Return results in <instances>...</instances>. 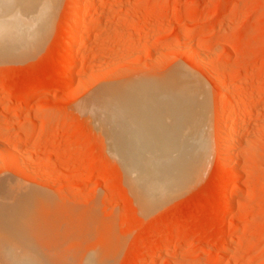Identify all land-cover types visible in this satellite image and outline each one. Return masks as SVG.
<instances>
[{
  "label": "rangeland",
  "instance_id": "obj_1",
  "mask_svg": "<svg viewBox=\"0 0 264 264\" xmlns=\"http://www.w3.org/2000/svg\"><path fill=\"white\" fill-rule=\"evenodd\" d=\"M158 1L113 0L112 11L104 16L99 7L87 12L78 39V66L71 73L70 59L58 63L68 47L74 3L45 1L51 8L45 38L20 58L0 59V112L6 109L1 104L9 98V88L17 92L6 118L0 119V129H5L0 131V182L13 184L8 189L0 183L8 189L6 195L0 193L6 198L0 204L7 203L9 212L26 206L31 213L41 209L45 220L52 216L56 234L50 233L52 228L46 233L56 239H44L47 249L70 262L216 264L214 259L225 251L218 264H264V0H168L161 11L151 12ZM180 47L196 48L211 70L205 74ZM175 64L196 73L208 89L209 155L197 179L144 212L123 169L129 157L124 156L123 135L117 156L107 141L109 133L84 112L83 104L102 85L118 91ZM220 69L227 70L224 92L246 87V96L237 99L251 104L254 112L233 149L240 172L227 183L234 159L230 167L219 166L224 161L219 133L225 134L230 122H216L225 109L219 104L224 92L219 95L209 77ZM29 87L39 90L26 95ZM20 104L26 106L18 110ZM36 111L41 115L35 116ZM41 121L45 126L38 133ZM26 122L34 128L27 140L18 128ZM3 151L16 155L26 172L4 163ZM61 170L68 173L58 178ZM239 186L232 206L222 207L218 199ZM229 219L236 224L226 233L222 227ZM12 240L19 252V240ZM9 257L0 248V264H17Z\"/></svg>",
  "mask_w": 264,
  "mask_h": 264
},
{
  "label": "bare ground",
  "instance_id": "obj_2",
  "mask_svg": "<svg viewBox=\"0 0 264 264\" xmlns=\"http://www.w3.org/2000/svg\"><path fill=\"white\" fill-rule=\"evenodd\" d=\"M45 1H48L47 3L52 2V0H0V59L6 57L20 58L19 56L29 53L30 50L37 46L38 42L45 38L51 9ZM112 1L113 0H72L75 6L73 5L72 20L69 27L68 47L67 50H64L60 54V62L58 64H64L68 58L71 60L69 71L75 69L78 64V58H76L78 39L82 37V27H84L83 25L87 12L91 11L94 7H99L101 15L104 16L112 11L113 8L110 6V3H113ZM166 1L168 0L156 2L153 9L150 11L153 13L157 10L161 11L166 5ZM179 34L182 35L183 33ZM180 48L183 55L187 57L191 63L200 67L206 74V71L210 68L208 69L206 65H204V61L201 62V60H203V58L201 59L202 54L200 53V55L196 48V51L194 48ZM223 70L224 69H220L216 75L215 73L214 75L211 73L209 75V77L211 76L210 81L213 88L219 95L224 92V86L227 85H225V72L227 70L224 72ZM62 74H64V72ZM62 74L60 75L63 76ZM66 74L67 73L64 75ZM1 85L2 82L0 81V88ZM29 88L30 89L25 92L26 95L35 93L39 90L38 88ZM41 88L44 89L45 87ZM229 90L221 94L219 98L220 107L223 105L225 109L224 111L222 110V112L220 110L216 117L218 125L230 122V124H228L230 127L227 128L226 132H223L225 134L219 133L220 136L223 137L221 138L223 142L224 158V161H220L219 166L221 168L230 167L231 161L234 159L230 167L231 170L226 176L227 178L224 180V183L229 182L240 172L239 168H237L238 166H236L238 157L233 156V149L236 144L241 141L244 122L246 123V121H249L254 113L251 104L243 105L241 104L242 102L239 103L241 100L237 99L247 94L248 89L246 87L241 91L239 88L238 90ZM2 93L0 92V96ZM6 93H8L9 98L2 102V110L3 108L7 109L9 107L11 102L10 99H12L17 92L15 93V89L9 88ZM22 104L18 105L19 107L17 106L18 110L26 106ZM83 106V108L86 109L84 112L87 111V113H91V116L94 117V122L98 123L97 125H100L99 127L102 128L104 132L106 131V134L109 133L107 134V136L109 135L107 141L112 150L111 152L114 151L113 153H116L117 156L119 154L116 149L119 146V136L120 134L123 136L125 135L124 137L121 136L127 145L125 146L124 156L128 154L129 157L123 160V165L125 166L123 169H125L126 175H129L131 184L128 187L130 191L131 187H133L131 193H134L136 197V199L134 198L136 204L141 205H139L138 208L143 206L144 208L142 209L144 212H147V209L150 210V208H154L163 200L168 199L187 184L189 185L194 178L197 179L196 176L204 169L205 163H207L206 161L209 155L208 125H210L208 89L196 73L182 65L175 64L164 72L152 76L151 78L148 77L142 80L139 79L136 83L124 84L121 90L118 91L112 86L102 85L87 99ZM6 109L0 112V119L6 118ZM46 109L48 108L46 107ZM36 112H38V115L35 116H39V113L42 111ZM47 115L48 114H46V116ZM42 116L44 117V114ZM40 117L39 119L42 120L43 117ZM48 117L49 116H47V118ZM26 123L28 124L26 125L23 123L25 126L20 125L18 128L25 131L24 133H26L25 136H27V138H24L27 140L34 128L30 126L31 124L29 122ZM44 126L45 124L43 125L42 122L37 132L40 133ZM4 130L0 129L1 132H4ZM10 153L12 152L5 151L3 159H1L4 163L11 164L10 166L13 168H18L22 171L23 165L19 164L16 158L17 164H15L16 162H14L15 159L13 157H16V155L14 156L12 155L13 153ZM22 172L26 171L23 169ZM67 173L66 170H61L57 173V177L62 178L66 176ZM5 181L3 179L1 181L3 183H0L4 185ZM7 184L6 182V186L4 185L3 187L8 186V189H10V184H12V182ZM1 188L0 190L3 189ZM8 189L4 188L0 193L2 192L3 195H6L3 191L5 190L7 192ZM241 189V186L230 187L228 193L218 199L219 204L222 207L232 206L235 195L239 193ZM3 195H0V199L1 197L2 199L5 198ZM7 197L9 198V196ZM18 202L19 201H17V203ZM6 204H0V248L3 252L10 255L15 260L14 262L17 264L93 263L89 261L85 262L86 259L83 258H80V262L77 259L75 262H70L67 256H59L50 253V250L47 249L46 246V240L44 239L50 240L52 237L56 239L54 237L56 231L55 234L53 233L56 225L54 220L51 219L52 216L45 220L46 216L42 214V216H44V221L43 219H39L40 217L42 218L40 215L41 209V211L38 210L39 212H37L39 214H36L31 213V208L26 206L24 208L22 206L18 208V210H14V212H9L5 209L4 205ZM234 224H236L235 221L229 219L228 224H226L227 226L225 228L222 227V230L224 229L226 233H230L234 229ZM244 224L245 223H237L240 228H244ZM46 228H52L50 233L54 235L52 236L46 233L50 231V229L46 231ZM12 239L19 240V252L15 251L16 246ZM178 241H180L179 237L174 239V242ZM31 250H35V252ZM226 254L225 251L219 252L217 258L214 259V263H220L219 261L222 257H225ZM11 257L9 258L11 259ZM141 263L142 261L139 264Z\"/></svg>",
  "mask_w": 264,
  "mask_h": 264
}]
</instances>
